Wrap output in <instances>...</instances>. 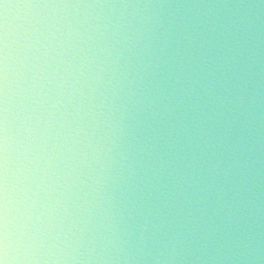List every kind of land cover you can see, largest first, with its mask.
<instances>
[{"label":"clouds","instance_id":"clouds-1","mask_svg":"<svg viewBox=\"0 0 264 264\" xmlns=\"http://www.w3.org/2000/svg\"><path fill=\"white\" fill-rule=\"evenodd\" d=\"M0 264H264V0H0Z\"/></svg>","mask_w":264,"mask_h":264}]
</instances>
